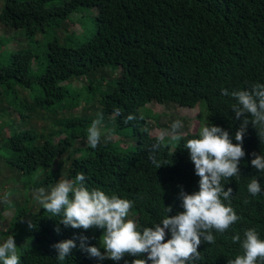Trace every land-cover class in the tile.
<instances>
[{
    "label": "trees",
    "instance_id": "1",
    "mask_svg": "<svg viewBox=\"0 0 264 264\" xmlns=\"http://www.w3.org/2000/svg\"><path fill=\"white\" fill-rule=\"evenodd\" d=\"M80 6L98 9V31L76 47L54 39L41 53L9 50L3 48L11 40L0 37V110L7 113L6 102L20 112L23 121L39 111L54 117L48 132L23 129L8 121L10 136L0 142V163L9 170L7 182L14 185L2 196L21 193L24 197L23 204L9 200L3 205V212L14 208L15 213L9 232L0 235L13 234L26 220L16 244L21 264H60L51 246L80 235L89 237L91 246H100L102 230L65 227L59 223L61 217H51L42 205L37 212L27 207L29 192L49 189L60 176L74 179L83 172L89 189L134 201L130 212L141 229L159 223L168 214L167 207L172 208L169 215L183 211L178 199L181 186L188 193L198 191L200 179L183 146L188 139L199 138V132L183 135L175 147L162 148L157 159L163 166L156 168L148 159L156 137L148 135L153 116L148 104L193 108L205 102L206 115L201 106L206 124L224 128L237 143L240 121L231 109L235 100L221 91L231 93L248 90L254 83L264 84V0H6L0 9V24L23 30L28 39L45 25L67 21ZM107 67L121 70L107 85L90 80L79 93L69 84ZM23 90L28 93L26 98ZM82 98L89 102L98 98L100 108L91 115L65 116V111L81 105ZM99 114L107 127L113 126V132L135 140L136 145L122 147L101 138L97 148H90L86 129ZM128 115L136 118L125 124ZM78 142L83 144L78 146ZM243 148L246 155L240 162L239 179L224 181L225 190L233 189L231 206L240 220L224 235L214 232L216 243L200 246L202 259L196 264H227L242 254L240 244L231 237H243L246 229L255 228L264 240V172L251 165L252 153L264 155V143L251 124ZM252 178L261 183L257 196L247 191ZM28 220L34 228L28 227ZM76 243L63 264H117L88 257L80 250L78 239ZM134 258L125 257L129 264Z\"/></svg>",
    "mask_w": 264,
    "mask_h": 264
},
{
    "label": "clouds",
    "instance_id": "2",
    "mask_svg": "<svg viewBox=\"0 0 264 264\" xmlns=\"http://www.w3.org/2000/svg\"><path fill=\"white\" fill-rule=\"evenodd\" d=\"M221 94L231 95L235 100L231 109L235 119L240 121L239 129L235 132L237 143H233L227 130L212 123L200 127L199 138L188 139L184 143L183 148L189 152L195 174L200 178L199 190L188 193L181 186L178 199L183 211L176 215H169L172 208L167 207L168 214L159 223L141 229L134 220L126 219L135 205L134 201L116 194L109 196L99 189H89L83 172L77 173L74 179H60L48 190L43 187L34 190V199L51 217H61L60 224L73 229H100L103 232L99 247L91 246L89 237L84 235L53 244L51 247L57 252L56 259L60 264L77 248V239L80 250L100 262L110 260L117 264L120 261L129 264L125 257L130 256L135 257L130 264H196L202 259L200 246L215 244L214 232L224 235L240 220L231 206L233 189L228 187L225 190L224 181L233 177L238 180L241 175L240 162L246 155L243 141L250 124L264 143V84L254 83L248 90H234L231 93L222 89ZM115 114H120L118 109ZM135 118L128 115L123 122L128 124ZM102 120L103 114H99L98 119L86 129L87 144L92 149L101 142L99 125ZM183 127L181 120H175L170 130L156 135L148 157L156 168L163 166L157 159V153L181 141L180 129ZM145 131L148 132L147 129ZM148 135L152 133L148 132ZM252 156L251 165L264 172V155L254 152ZM247 191L252 196L260 194L262 187L259 180L252 178ZM27 224L30 229L34 228L31 220ZM55 231L60 232L59 226ZM169 235L170 238H167ZM231 240L240 244L242 254L229 259L227 264H264V240L255 228L246 229L243 237L236 234ZM0 264H21L12 235L0 243Z\"/></svg>",
    "mask_w": 264,
    "mask_h": 264
},
{
    "label": "rangeland",
    "instance_id": "3",
    "mask_svg": "<svg viewBox=\"0 0 264 264\" xmlns=\"http://www.w3.org/2000/svg\"><path fill=\"white\" fill-rule=\"evenodd\" d=\"M6 0H0V9L5 4ZM78 12H74L70 19L61 24L56 25H45L44 29L38 30L35 35L26 39V34H24L23 30H10L3 25L0 24V37L7 41V39L11 40L3 49L9 50H20V49H32L37 53H41L45 47H47L48 43L54 39H58L61 43L76 47L80 43L91 38L98 31V27L96 25V16L98 14V9L96 7H86L80 6L78 8ZM29 43V44H28ZM121 70H113V67H107L100 72H97L91 76H83L80 78H74L69 81L70 85L75 88L79 93L83 92L84 86L89 85L90 80H94V84L98 85L100 82L103 85H107L108 81L114 77L119 76ZM103 77H106V80H103ZM67 82H65L66 84ZM98 94L99 91L97 92ZM97 94V96H98ZM28 93L24 90L22 91V97L26 98ZM94 96V93H93ZM100 96V95H99ZM84 97V95H83ZM81 98V97H80ZM94 98V97H89ZM98 98H95L92 101H86L84 98L81 99V105L74 111H65V116H82V115H91L94 114L95 111L100 108L98 104ZM205 108L206 115V106L205 102H200L197 106L190 107H182L176 103H165L160 104L158 102H153L148 104V108L151 109L152 117L149 122L151 124V133L156 136L160 132L164 130H170V125L175 120H181L183 122L184 127L180 129V133L183 135H187L189 133H197L202 125L206 124V116L203 114V108ZM2 106L0 105V108ZM3 107L7 108V113H4L0 110V127L3 126V129L0 130V142L5 140L10 136L11 127L8 124V121L16 124L17 126L22 127L23 129L27 128H35L38 131L48 132V129L51 128L53 124L54 117L50 116L43 111H39L38 113H30L31 119L23 121L21 118L20 112L14 109L13 106L9 107V104L3 102ZM97 109V110H96ZM203 114V117L201 115ZM205 116V121H204ZM110 125V124H109ZM108 122L102 121L99 125V128L102 133V140L111 142V143H120L122 147H127L130 145H136L135 140L131 141L129 138L124 137L123 135H119L117 132H113L111 129L113 126L107 127ZM110 133V134H109ZM129 135V133H126ZM178 142L172 144L173 147L177 145ZM81 142H78L77 145L80 146ZM10 177L9 170L0 163V214L2 215V219L0 220V233H8L11 225V220L13 214L15 213V209L9 208L5 209V212L2 211V207L4 204L9 202V200H13L19 204L24 203V197L21 193L16 194L14 197H3L2 194L12 186H14L11 182H7ZM64 179V176H60V179ZM57 181V182H58ZM56 182V183H57ZM55 183V184H56ZM53 184L52 186H54ZM17 186V185H15ZM3 188V189H2ZM48 190V189H47ZM28 196L30 198V202L27 204V207L32 209L33 212H37L40 209L41 204L34 199V191L29 192ZM5 208V207H4ZM2 211V212H1ZM126 219H132L136 222V216H133L131 212H129V216ZM26 220L21 221V225L17 227L13 234H9L14 236L16 244L18 243V238L22 236H18V231H23L24 224ZM0 235V243H3L7 237Z\"/></svg>",
    "mask_w": 264,
    "mask_h": 264
}]
</instances>
